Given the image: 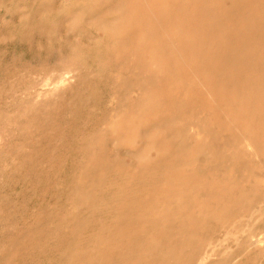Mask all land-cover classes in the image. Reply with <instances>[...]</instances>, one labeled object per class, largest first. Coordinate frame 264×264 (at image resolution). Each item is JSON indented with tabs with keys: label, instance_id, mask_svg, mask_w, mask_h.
<instances>
[{
	"label": "rangeland",
	"instance_id": "1",
	"mask_svg": "<svg viewBox=\"0 0 264 264\" xmlns=\"http://www.w3.org/2000/svg\"><path fill=\"white\" fill-rule=\"evenodd\" d=\"M0 264H264V0H0Z\"/></svg>",
	"mask_w": 264,
	"mask_h": 264
},
{
	"label": "bare ground",
	"instance_id": "2",
	"mask_svg": "<svg viewBox=\"0 0 264 264\" xmlns=\"http://www.w3.org/2000/svg\"><path fill=\"white\" fill-rule=\"evenodd\" d=\"M115 31H116V29H115ZM186 122H187V121H186ZM190 122H191V121H190ZM191 126H192V125H191ZM193 126H194V125H193ZM245 139H246V138H245ZM246 140H247V139H246ZM246 140H245V141H246ZM252 140H253V139H252ZM252 140H251V141H252ZM248 143H249V142H248ZM250 143H251V142H250ZM246 144H247V143H246ZM253 144H254V141H253ZM248 145H249V144H248ZM254 145H255V144H254ZM249 147L252 148L251 150L254 151L253 146L249 145ZM255 147H256V146H255ZM253 151H252V153H253ZM254 153H255V152H254Z\"/></svg>",
	"mask_w": 264,
	"mask_h": 264
}]
</instances>
